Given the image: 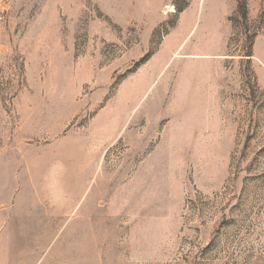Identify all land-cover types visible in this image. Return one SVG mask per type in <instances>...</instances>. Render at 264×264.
<instances>
[{"label": "rangeland", "instance_id": "obj_1", "mask_svg": "<svg viewBox=\"0 0 264 264\" xmlns=\"http://www.w3.org/2000/svg\"><path fill=\"white\" fill-rule=\"evenodd\" d=\"M0 264H264V0H0Z\"/></svg>", "mask_w": 264, "mask_h": 264}]
</instances>
